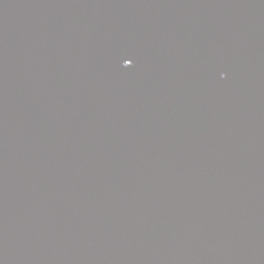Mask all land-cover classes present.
Returning a JSON list of instances; mask_svg holds the SVG:
<instances>
[{
  "label": "water",
  "instance_id": "obj_1",
  "mask_svg": "<svg viewBox=\"0 0 264 264\" xmlns=\"http://www.w3.org/2000/svg\"><path fill=\"white\" fill-rule=\"evenodd\" d=\"M0 264H264V0H0Z\"/></svg>",
  "mask_w": 264,
  "mask_h": 264
}]
</instances>
